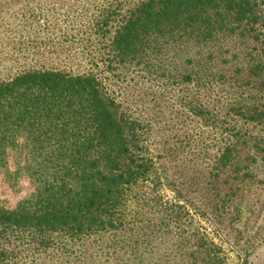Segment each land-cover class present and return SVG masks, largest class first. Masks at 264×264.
Wrapping results in <instances>:
<instances>
[{
	"label": "rangeland",
	"instance_id": "374dc122",
	"mask_svg": "<svg viewBox=\"0 0 264 264\" xmlns=\"http://www.w3.org/2000/svg\"><path fill=\"white\" fill-rule=\"evenodd\" d=\"M139 1L0 0V82L30 69L93 74L146 168L116 229L0 227V264H264V79L248 66L264 53V0L255 39L155 40L120 62L112 37ZM37 187L32 142L17 133L0 155V206L19 208Z\"/></svg>",
	"mask_w": 264,
	"mask_h": 264
},
{
	"label": "trees",
	"instance_id": "16d2710c",
	"mask_svg": "<svg viewBox=\"0 0 264 264\" xmlns=\"http://www.w3.org/2000/svg\"><path fill=\"white\" fill-rule=\"evenodd\" d=\"M256 1L141 0L115 31L113 55L139 59L155 40L209 45L245 33L255 39ZM251 59L249 72L264 79V53ZM259 112L252 109L251 118ZM17 133L32 142L38 187L19 208L0 206V227L83 235L119 226L125 191L146 168L135 161L133 130L96 76L30 69L0 82V155Z\"/></svg>",
	"mask_w": 264,
	"mask_h": 264
}]
</instances>
